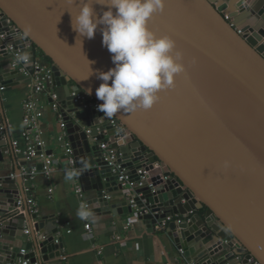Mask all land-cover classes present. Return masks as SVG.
Returning <instances> with one entry per match:
<instances>
[{"label":"water","instance_id":"obj_1","mask_svg":"<svg viewBox=\"0 0 264 264\" xmlns=\"http://www.w3.org/2000/svg\"><path fill=\"white\" fill-rule=\"evenodd\" d=\"M90 2L97 16L107 10L99 0ZM80 4L0 0L2 16L18 29L7 34L0 55L8 56L5 48L12 46L22 53L28 48L34 57L35 47L51 60L77 182L85 193L97 194L89 203L94 216L136 209L150 231H166L188 262L264 264V0H165L164 11L148 26L175 41L185 71L175 77L174 88L158 93L151 109L111 117L74 103V93H80L84 106L91 99L101 104L96 72L114 67L99 30L93 39L80 38L82 43L74 31L72 15ZM17 75H1L0 85ZM1 124L7 132L4 119ZM107 138L120 155L113 166L100 149ZM5 154L17 162L10 136L0 131V163ZM118 166L126 169L125 188L114 171ZM142 169L145 180L138 174ZM115 193L122 202L110 204L107 195ZM19 195L24 198L23 181L6 178L0 190V264H48L61 256L63 244L56 243V231L33 224L37 216L18 214Z\"/></svg>","mask_w":264,"mask_h":264},{"label":"crops","instance_id":"obj_2","mask_svg":"<svg viewBox=\"0 0 264 264\" xmlns=\"http://www.w3.org/2000/svg\"><path fill=\"white\" fill-rule=\"evenodd\" d=\"M3 41L0 39V46ZM24 54L29 56L27 49ZM36 57L39 55L35 52ZM48 66V62L42 58ZM12 55H0V76L15 71L12 68ZM2 86V85H0ZM31 80L25 74H18L11 78L0 92V109L3 119L8 126L11 141L23 142V102L30 95ZM62 97V92L58 90ZM39 107L43 110V117L39 124L41 139L48 143L45 153L55 159L54 171L50 176L39 172L27 183L31 185L34 198L38 204V216L34 223H43L48 233L56 231L55 240H61L63 256L54 258L48 264H189L170 240L166 231L159 226L150 231L146 224L139 220L136 209L130 215L115 217L101 214L90 219L91 232H86L84 222L77 216L81 199L76 193L79 186L76 177L65 179L66 171L70 170L68 158L64 154L63 146L56 142L58 136V122L49 100L44 96H36ZM104 140L103 142H106ZM14 162L9 154L4 155L0 163V177H6L19 168H37L41 170L43 160L29 159L16 156ZM156 168V167H155ZM52 189L53 193H49ZM11 191V190H10ZM13 191V190H12ZM110 204L122 202L120 193L108 194ZM95 191L85 193L84 200L88 203L96 200ZM93 219L95 222H92ZM126 223L131 227L126 229ZM28 230V228H27ZM242 260V258L240 259Z\"/></svg>","mask_w":264,"mask_h":264},{"label":"clouds","instance_id":"obj_3","mask_svg":"<svg viewBox=\"0 0 264 264\" xmlns=\"http://www.w3.org/2000/svg\"><path fill=\"white\" fill-rule=\"evenodd\" d=\"M98 4L107 6L100 16L90 0H81L78 13L72 15V26L81 43L80 38L93 39L99 30L102 45L112 54L114 67L96 72L102 81L95 89L97 99L102 101L98 110L106 117L149 110L158 101V93L174 88L175 77L185 71L183 53L175 41L168 35L157 36L148 26L155 14L164 11L165 0H99ZM20 60L27 63L29 56L24 54ZM88 92L91 94L90 89ZM79 174L68 170L65 179L72 180ZM77 216L89 220L94 214L82 202Z\"/></svg>","mask_w":264,"mask_h":264},{"label":"built area","instance_id":"obj_4","mask_svg":"<svg viewBox=\"0 0 264 264\" xmlns=\"http://www.w3.org/2000/svg\"><path fill=\"white\" fill-rule=\"evenodd\" d=\"M6 24L4 27L3 24ZM10 31L18 32V29L12 23V21L8 18L2 16L0 11V39L3 41V44L7 38V34ZM21 35V34H20ZM23 36V35H21ZM28 48H26L27 50ZM6 51L9 52V55H12V68L15 71H18V74H25L29 76L31 80V89L30 95L23 102L22 110H23V125H24V133H23V142L11 141L12 150L15 156H21L29 159L40 158L43 160V165L41 170L37 168L28 169L25 167L20 168L19 174H15V172L10 173L6 177H0V190H2L3 181L6 178L11 180L21 179L23 181L24 188V198L21 195L18 196L16 204L19 215L26 216L27 213L32 216H38V204L34 198L31 185H27L35 175L39 172L43 173L46 176H50L54 171V163L55 159L48 154L45 153V148H47L48 143L40 138L41 128L39 121L43 117V110L39 107L36 96H44L49 100V105L53 109L56 114L57 122H58V136L55 139L56 142L60 143L63 146L64 154L68 158V165L70 166V170H76V160L73 156V150L70 147V143L68 142V132H67V124L69 121L66 120V111H62L61 106V95L58 93L57 88L53 85V76L51 70V64L46 66L42 59H39L34 55V57L29 56V61L27 63L20 60V57L24 55L20 50L15 51L12 46L6 47ZM4 90V86H0V92ZM75 104H83V109H88L92 107L96 112H100L98 110V105L100 104L98 101L91 99L84 106V96L80 93H74ZM3 120L2 110L0 109V122ZM110 123L112 126H116L114 119H111ZM1 133L4 135V126L1 124L0 128ZM91 129H87V133L89 134ZM100 149L104 151L105 155L110 157V165L113 166L114 161L118 158V152L115 149L111 148V143L109 140L106 142L100 143ZM160 164L156 163L155 167H159ZM115 172H119L118 183L125 188L129 185V179L126 173V169H122L120 166L116 167ZM138 174L141 176L142 180H145V177L148 175L144 169L138 171ZM49 193H53V190L50 189ZM76 193L81 199V203H87L90 208L89 203L84 200V191L82 187L79 185L76 187ZM109 199V196H107ZM89 220H83L84 228L86 232H91L92 226ZM33 224L34 223V220ZM181 222V220H179ZM131 227V223H126L125 228L128 229ZM29 233V230L26 229V234ZM59 244L58 241H56ZM23 256L26 255L25 251H21ZM62 260L66 258L63 256L61 252ZM9 264H29L28 260H20L17 263H9ZM189 264H198L195 261H189ZM258 264V263H256Z\"/></svg>","mask_w":264,"mask_h":264},{"label":"trees","instance_id":"obj_5","mask_svg":"<svg viewBox=\"0 0 264 264\" xmlns=\"http://www.w3.org/2000/svg\"><path fill=\"white\" fill-rule=\"evenodd\" d=\"M35 52L42 58H44L49 64H52L51 60L47 57H45L37 48L34 47ZM205 212V209L201 211V214Z\"/></svg>","mask_w":264,"mask_h":264}]
</instances>
